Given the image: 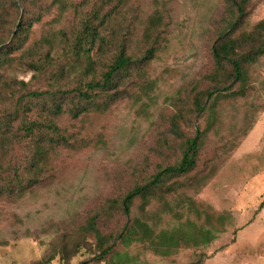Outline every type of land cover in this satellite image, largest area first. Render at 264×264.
I'll return each instance as SVG.
<instances>
[{
  "label": "rangeland",
  "instance_id": "374dc122",
  "mask_svg": "<svg viewBox=\"0 0 264 264\" xmlns=\"http://www.w3.org/2000/svg\"><path fill=\"white\" fill-rule=\"evenodd\" d=\"M261 21L264 0H0V264L92 259L95 214L115 242L91 264H264V56L236 83L212 53L219 39L230 57L256 48ZM121 48L134 63L112 91L76 98ZM37 123L51 129L24 131ZM196 129L195 167L124 216L123 196L176 165Z\"/></svg>",
  "mask_w": 264,
  "mask_h": 264
},
{
  "label": "trees",
  "instance_id": "16d2710c",
  "mask_svg": "<svg viewBox=\"0 0 264 264\" xmlns=\"http://www.w3.org/2000/svg\"><path fill=\"white\" fill-rule=\"evenodd\" d=\"M233 1V0H232ZM242 4H245L248 2V0H241ZM235 6L237 8L238 16H242L244 14L243 6L239 3H235ZM20 27V26H18ZM257 29L260 31V37L261 42L256 48H251L249 52L244 53L237 57H230L231 54H233V44L230 41H224L223 39H219L215 46L212 48L213 57L215 58V62L217 66L221 67L223 61H227L230 66L232 67V81L233 82H242L244 78V70H243V64H252L254 63L258 57L264 56V21H261L257 25ZM88 25H85V32H89ZM92 40L94 35H90ZM14 38V37H13ZM94 42V40L92 41ZM5 47L0 46V53L3 52ZM143 60H146V56L143 57ZM134 62L131 58H129L125 52L124 49L121 48L117 53L111 64L109 65L108 69L103 74L100 81L97 82H88L86 84V89L84 91H79L75 89L76 98L85 101V102H92L94 103L96 100L94 98L98 97L100 94L107 93L108 91H112L113 86H115V80L116 76H118V73H121L122 71H126L128 67H130ZM71 92V91H66ZM215 91H209L206 93V95H202L201 97H196L194 100L195 104V115L199 116L205 111L206 107V101H201L203 98L210 99ZM44 94H51L54 95L55 92L52 93H44V92H30L27 96L30 98H41ZM47 96V95H46ZM56 97V96H55ZM106 106V104H105ZM99 108H105L102 104L99 106ZM62 111L61 107L59 105H54L53 112L58 114ZM87 109L83 108L80 111H77L72 116L76 118L79 116V114L86 112ZM173 122V121H172ZM39 125L32 124L29 126H26L24 131L27 134H34L35 131L39 130H49L51 129L49 125ZM201 147V132L196 129L193 136L189 138L185 146L182 150L181 158L179 162L174 166H168L164 169H162L160 172L156 173V175L153 177V180L149 182L148 184L142 186V187H135L129 192H127L123 198L120 201V208L123 212L124 216L128 217L130 215V209L133 201L145 195L148 192V189L152 186L158 185V183L161 181L163 177H174V176H182L188 172H190L196 165V156L199 152V149ZM39 154L42 155V151L39 150ZM34 172L39 171L38 167H36ZM17 181V178H14ZM19 190V189H16ZM264 205V193L262 197V202L260 204V207ZM91 223L88 224L87 228L89 231L95 234L97 237L100 252L97 254V256L93 257L92 259L84 260L79 262L78 264H91V262L95 261H102L105 256H107L112 249L114 248V238H112V242L108 245V238L102 237L100 235V231L96 228L97 226V220L99 219L98 215H94L92 217ZM127 224L124 225L122 229V233L120 236V239L123 238L125 232L127 231ZM125 231V232H124ZM124 232V233H123ZM126 239V238H125Z\"/></svg>",
  "mask_w": 264,
  "mask_h": 264
}]
</instances>
